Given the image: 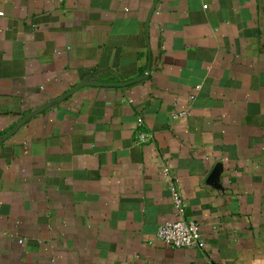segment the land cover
Listing matches in <instances>:
<instances>
[{"label": "crops", "instance_id": "crops-1", "mask_svg": "<svg viewBox=\"0 0 264 264\" xmlns=\"http://www.w3.org/2000/svg\"><path fill=\"white\" fill-rule=\"evenodd\" d=\"M155 1L0 0V264H264V0Z\"/></svg>", "mask_w": 264, "mask_h": 264}, {"label": "built area", "instance_id": "built-area-1", "mask_svg": "<svg viewBox=\"0 0 264 264\" xmlns=\"http://www.w3.org/2000/svg\"><path fill=\"white\" fill-rule=\"evenodd\" d=\"M196 89L199 86L195 87ZM194 95H190L189 99L192 100ZM189 114V108L178 109L170 114L172 120L182 118ZM146 133L139 134V142L147 140ZM166 169L164 175L167 177ZM169 191L172 200V207L175 214L174 220H168L160 224L156 231V237L167 244L170 248H198L203 249L205 242L202 237L199 224L192 220L185 218V203L183 197L174 182H169ZM22 242V240H19Z\"/></svg>", "mask_w": 264, "mask_h": 264}, {"label": "water", "instance_id": "water-1", "mask_svg": "<svg viewBox=\"0 0 264 264\" xmlns=\"http://www.w3.org/2000/svg\"><path fill=\"white\" fill-rule=\"evenodd\" d=\"M157 0L154 2V4L151 6L150 10H149V13H151L153 10H154V7H155V4H156ZM146 74V73H145ZM145 74L142 75V76H139V77H136L134 79H131V80H127V81H121L119 80V82L117 83H101V82H98L94 79H89V80H85L79 84H77L76 86L72 87L70 90H68L66 93H64L62 96L56 98L55 100L51 101V102H48L46 104H44L43 106L39 107L38 109L34 110L29 116L23 118L21 120V122L12 130V131H15L16 128L21 125L22 123H24L28 117L42 111L43 109L51 106L53 103H58L59 101L63 100L66 96H69L71 95L72 93H74L76 90H78L79 88L85 86V85H98V86H107V87H124V86H127V85H131L133 83H136L140 80H142L143 78H145ZM8 135H6L7 137Z\"/></svg>", "mask_w": 264, "mask_h": 264}]
</instances>
